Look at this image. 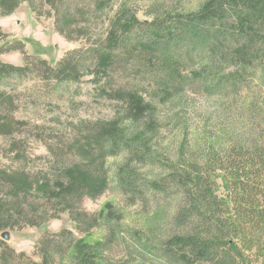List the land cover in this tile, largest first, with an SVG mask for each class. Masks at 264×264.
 <instances>
[{
	"label": "trees",
	"instance_id": "16d2710c",
	"mask_svg": "<svg viewBox=\"0 0 264 264\" xmlns=\"http://www.w3.org/2000/svg\"><path fill=\"white\" fill-rule=\"evenodd\" d=\"M22 3L36 19L53 17L67 41H86L51 65L0 27V56L17 51L26 63L0 60V86L32 74L38 87L29 102L0 90V159L9 161L0 162V264H118L106 252L111 234L85 244L63 230L44 238L39 263L5 237L63 213L87 233L99 217L84 200L114 182L155 206L125 237L134 260L264 264V0H204L195 10L158 0L149 22L130 0H0V17ZM84 77L96 94L70 121ZM109 209L99 215L111 224Z\"/></svg>",
	"mask_w": 264,
	"mask_h": 264
},
{
	"label": "rangeland",
	"instance_id": "374dc122",
	"mask_svg": "<svg viewBox=\"0 0 264 264\" xmlns=\"http://www.w3.org/2000/svg\"><path fill=\"white\" fill-rule=\"evenodd\" d=\"M137 6V19L140 21H150V17L147 15V11L150 6L158 0H130ZM170 2L172 8L177 10H195L201 2L204 0H165ZM0 27L2 30L25 43L26 53L31 56H39L44 58L54 65L59 61L65 53L70 50L84 46L86 39L81 38L72 42L67 41L64 37L59 35L55 31L53 17L47 16L36 19L33 15L30 7L26 3H22L15 12L7 17H0ZM11 38V39H14ZM9 38V40H11ZM4 45V41H0V48ZM0 60L7 64L15 66H25V60L22 54L17 51L2 54ZM33 66H29V69ZM29 75V73H28ZM27 75V76H28ZM32 74L29 77H23L21 79L12 76L8 79L9 85L0 86V90H7L13 92V87L21 95V99L25 102H29L34 98L32 90L38 89L35 87V81L32 79ZM91 77H84L81 83L74 85L76 89V99L80 100L76 109L66 110V116L70 121L78 116V114H88L85 110L90 107L91 102L88 101L90 96L96 94V86L91 82ZM12 84V85H11ZM46 95L47 91H43ZM42 93V92H41ZM51 96V95H50ZM203 101H209L207 106L214 103L213 98L202 99ZM48 100L40 99L39 102L46 103ZM86 104L85 106H82ZM56 107V106H54ZM59 114V109L56 107L53 110ZM85 114V115H86ZM93 117H98V112L90 113ZM38 153H44V149L37 150ZM124 159L123 156L119 158H110L108 161V167L113 170ZM0 162L5 165H9V161L6 159H0ZM115 183V184H114ZM110 185V188L102 192L98 197L86 198L84 200V210L90 215L94 216L93 219L97 220L99 217V223H92L90 226H86L87 233H82L77 230L75 223L70 219L68 213H63L60 219L50 220L40 227H26L22 230H7L9 233V239L7 244L18 253L27 254L34 262L39 263L41 257L38 252V248L41 245L44 238L59 234L63 230L70 231L77 239L82 240L85 244H93L99 242L106 235L111 234L115 237L114 243L107 249V255L110 256L118 264H143L134 260V255L130 254L129 239L127 232L131 229L139 230L137 221L141 222L146 218L153 217L154 204L151 203L146 206L138 197L126 193L118 183L114 182ZM221 183V182H220ZM221 197H225L226 192L221 185L219 190ZM110 207H115L118 216L112 220L111 224L105 217H100L101 211L110 210ZM116 213V214H117ZM101 218V219H100ZM119 221L120 223H116ZM112 226L117 227L118 231L114 232ZM112 233H111V232ZM124 235V236H123ZM118 238H117V237ZM0 239H3L0 234ZM113 239V238H112ZM4 240V239H3ZM68 262V259L66 260ZM145 264V263H144Z\"/></svg>",
	"mask_w": 264,
	"mask_h": 264
},
{
	"label": "water",
	"instance_id": "95a60500",
	"mask_svg": "<svg viewBox=\"0 0 264 264\" xmlns=\"http://www.w3.org/2000/svg\"><path fill=\"white\" fill-rule=\"evenodd\" d=\"M7 239H9V233L8 234H6V236H5Z\"/></svg>",
	"mask_w": 264,
	"mask_h": 264
}]
</instances>
